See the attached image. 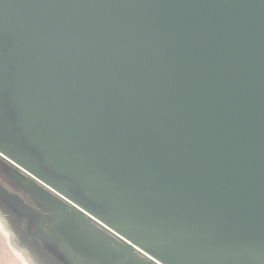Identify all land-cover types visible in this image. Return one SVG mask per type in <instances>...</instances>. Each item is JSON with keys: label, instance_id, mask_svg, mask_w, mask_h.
<instances>
[{"label": "water", "instance_id": "water-1", "mask_svg": "<svg viewBox=\"0 0 264 264\" xmlns=\"http://www.w3.org/2000/svg\"><path fill=\"white\" fill-rule=\"evenodd\" d=\"M0 34L10 41L0 39V156L36 180L24 185L56 211L64 242L3 198L12 219L66 264H155L141 252L162 264H264V0H0ZM10 86L43 163L105 218L23 147ZM88 215L148 261L116 250Z\"/></svg>", "mask_w": 264, "mask_h": 264}, {"label": "flooded vegetation", "instance_id": "flooded-vegetation-1", "mask_svg": "<svg viewBox=\"0 0 264 264\" xmlns=\"http://www.w3.org/2000/svg\"><path fill=\"white\" fill-rule=\"evenodd\" d=\"M1 40H6L8 45L10 41H8L5 37L0 34ZM14 77L15 72L12 68H8V80L12 85H14ZM15 93L13 88L10 86L8 88L7 93L5 94V105L7 116L12 124L13 129L21 136L22 145L25 149H27L32 156L38 161V166L40 167L43 174L50 180H56L58 183L60 181H64L63 184H57L56 186L63 191L68 197L76 199L77 201L83 203L84 205L91 208L97 215L101 217H106L107 213L103 209L100 204L92 201L87 198L83 192V190L79 187V185L71 178H66L51 169H49L42 160V153L39 149H37L33 144H31V132L28 131L27 127L24 126L25 119L22 116V112L18 107L17 100L14 97ZM3 139L0 136V149L4 148ZM33 179L30 175L22 171L19 167L9 162L5 158L0 156V197L2 198H13L14 200L19 201L24 207H26L31 213L35 214L37 224L40 226L42 231H44L47 235H50L57 239L59 242L63 244L64 240L58 235L51 226V220L55 215L54 210L47 208L43 205L33 194V192L28 189L24 185L25 180ZM34 180V179H33ZM36 181V180H34ZM38 182V181H37ZM45 190H48L50 194L62 199L70 208L75 207V205L66 198L61 192H58L51 186L38 182ZM76 208V207H75ZM87 221L89 225L106 240L110 243L116 250L132 253L133 255L138 256L144 261H148L144 258L137 250H130L126 247L125 242L108 233L102 226L93 221L90 217H87ZM154 254L155 257L159 258L163 262L166 260L163 259L162 254L157 251L150 250ZM168 264V263H167ZM243 264H253L252 261L247 260L243 262Z\"/></svg>", "mask_w": 264, "mask_h": 264}, {"label": "rangeland", "instance_id": "rangeland-1", "mask_svg": "<svg viewBox=\"0 0 264 264\" xmlns=\"http://www.w3.org/2000/svg\"><path fill=\"white\" fill-rule=\"evenodd\" d=\"M0 202L5 204L7 209L10 208L11 211L14 212L10 214L14 216L19 215V213L16 212L13 207H11V204L5 202L2 197H0ZM4 207L0 206V212L6 213L7 218L12 219L10 214L5 211ZM12 220L17 222L18 225H23L24 231H19L15 233L11 231L8 227L7 219H5L3 223H0V264H18V261H20L22 258L20 250L21 244L29 248L32 247L37 253L40 252L42 255L44 254L43 256L47 259H44L43 263L47 262L48 264H66L63 259L59 256V254L52 248V246H49L48 243H43V240L39 238L31 230V228H29L28 224L23 223L22 221L18 223V221L14 219ZM37 227L40 231H42L38 224Z\"/></svg>", "mask_w": 264, "mask_h": 264}, {"label": "clouds", "instance_id": "clouds-1", "mask_svg": "<svg viewBox=\"0 0 264 264\" xmlns=\"http://www.w3.org/2000/svg\"><path fill=\"white\" fill-rule=\"evenodd\" d=\"M7 219L8 227L11 231L19 232L23 230V225H18L17 222L13 221L10 218H7V214L0 212V223H3ZM21 260L18 261V264H43V261L39 258L37 253L31 247H27L21 244ZM71 256V254H69Z\"/></svg>", "mask_w": 264, "mask_h": 264}, {"label": "built area", "instance_id": "built-area-1", "mask_svg": "<svg viewBox=\"0 0 264 264\" xmlns=\"http://www.w3.org/2000/svg\"><path fill=\"white\" fill-rule=\"evenodd\" d=\"M88 217H90L93 221H95L96 223H98L100 226H102L104 228V230H106L108 233L118 237V238H121L115 231H113L112 229H110L108 226H106L104 223H102L101 221L97 220L96 218L88 215ZM123 240V238H122ZM137 249V248H136ZM142 255L146 258H148L149 260H151L152 262H154L155 264H162L160 263L159 261H157L156 259H154L153 257H151L150 255H147L146 253L144 252H141Z\"/></svg>", "mask_w": 264, "mask_h": 264}]
</instances>
